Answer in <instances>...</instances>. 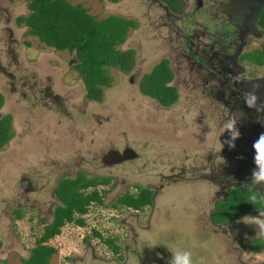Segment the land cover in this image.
Returning a JSON list of instances; mask_svg holds the SVG:
<instances>
[{"label":"rangeland","instance_id":"obj_1","mask_svg":"<svg viewBox=\"0 0 264 264\" xmlns=\"http://www.w3.org/2000/svg\"><path fill=\"white\" fill-rule=\"evenodd\" d=\"M71 1L97 18L118 15L137 20L138 26L119 46L135 50V63L128 73L110 68L111 86L103 87L101 101L90 100L73 69L74 54L46 46L24 23L16 22L18 16L29 13L25 0H0V92L4 96L0 117L12 116L15 136L0 148V264H21L43 232V222L28 219L27 209L15 218V208L26 204L19 178H30L38 188L46 189L41 195L29 194L28 203L41 199L43 203H38L47 211L51 176L62 166L87 164L109 143L116 148L128 144L139 157L112 168L111 174L118 179L107 203L133 182L156 186L161 182L159 173L182 176L176 182L162 181L164 188L154 198L152 210L146 206L136 214L127 208L94 207L81 216L84 226L66 223L48 241L57 249L51 264H158L160 248L171 256L167 247L190 251L193 264H200L201 259L204 264H229V257L240 256L241 247H248V239L254 240L256 234L254 226L237 221L259 213L223 222L232 209L219 200L224 199L227 187L251 182L255 167L252 144L264 133V123L255 118L254 125H244L240 114L233 113L241 137L230 148L226 143L229 134L223 133L222 126L233 115L222 98L201 84L192 85L194 77L179 56L171 55L170 62L179 92L174 104L161 108L139 91L141 75L171 54L166 39L169 32L160 27L151 0ZM262 43L264 35L251 39L243 52L260 48ZM241 64L249 77L264 74V63L242 60ZM57 118L60 122L56 123ZM88 119H100L101 124L90 130ZM66 123L73 128L72 135H64ZM68 143L74 144L67 153ZM151 211L152 219L146 221ZM129 212L136 215L129 217ZM105 239L113 240L116 252ZM150 243L156 246L150 247ZM246 251L242 256L245 264H264V248L258 254Z\"/></svg>","mask_w":264,"mask_h":264},{"label":"flooded vegetation","instance_id":"obj_2","mask_svg":"<svg viewBox=\"0 0 264 264\" xmlns=\"http://www.w3.org/2000/svg\"><path fill=\"white\" fill-rule=\"evenodd\" d=\"M178 1L180 2V5L173 8L164 0H151L153 4L152 6L155 7V10H158L160 27H165L169 32V36H166V39L167 42H170L169 48L171 54L170 56H167L166 59L163 58L159 60V62L167 60L173 74L167 85L174 87L179 97V92L174 82V70L170 65L172 59L171 55L179 56L181 57V62H184L188 66L189 72L194 77L192 85L196 87L201 84L203 89L205 88L210 93L216 94L222 98L223 103L228 107L230 116H236L237 114L233 113H239V120L244 125H247L248 123L254 125L255 122L253 120L255 118L264 120V74L261 76L249 77L246 75V69L241 64L242 60H248L244 58V55L254 50L252 49L248 52H243L251 39L253 40L254 38L264 35V32L258 24L259 13L261 8L264 7V0ZM199 15L200 19H197ZM165 20L168 21L166 22ZM173 40H175L177 46L173 45ZM147 73L142 74L140 81L138 82L140 92H142V77ZM196 76H200V79L197 80ZM130 81H132V77ZM249 91H255L258 97L257 105L260 110L250 109L245 105L243 94ZM142 94L145 95L143 92ZM54 98H56V96H54ZM155 101H157L158 106L161 108L172 105L164 106L161 105L158 100L155 99ZM82 120L86 121L87 119ZM55 122H60V120L57 118V121ZM77 122H79V120ZM87 122L88 125H91L90 130L95 129V125L101 124L100 119L97 121H91L88 119ZM66 124V130L63 132L64 135H72L73 128L69 129V124ZM105 136L109 137V135ZM14 137L15 136H13L12 139ZM252 137L255 136L253 135ZM68 144L69 146L66 150L67 153L73 149L72 146L74 143ZM98 152H95L91 157L88 156L90 159L87 164H78L77 162L71 165L70 168L62 166L54 176H51V180L53 179V186L50 188V192L47 193L50 197V206L47 208V211H44L42 205L38 203L39 201L43 203L41 199L38 200L35 198L33 199L35 203L31 202L30 205L28 203L29 194L38 192L37 194L41 195L46 189L42 186L38 188L37 183L32 182L30 178L20 177L19 184L23 189V193L26 194V204L24 207L19 204L17 208H15V218L19 219L20 216L18 217V213L20 212L21 215V211L27 209L30 211L28 219L43 222V231L44 227L54 220L55 210L59 206L63 207L65 205L59 195L62 192V189L67 187L65 185L69 184V181L74 180L75 183L71 185L76 189L78 194H82L83 197H88L89 195L96 193L101 198V201L91 199L86 205L87 211L82 214L76 211L75 217L89 214L94 207H106L115 211L127 208L131 211H135L137 214L140 210L146 208V206L150 207L151 210L153 209L155 205L154 198L158 196L159 192L164 188L162 181L165 180L168 183L176 182L178 181V177L182 176L174 173L168 175L159 173L161 182L156 186L151 183L144 185L141 182H133L129 188H126L127 190L120 191L118 196L111 200V202L107 203V200L105 201V199L109 193H112V188L117 185L116 181L118 179L111 174L112 168L137 159L139 154L128 144H123L120 148H116L110 143L101 149L100 153ZM83 160L85 159L81 157V162ZM100 170H108L109 172L103 174ZM51 174H53L52 170ZM62 184L64 185L62 186ZM228 188L230 187H227V189ZM145 191L151 192L152 202L141 208L136 209L119 201L125 195L136 198L139 194ZM42 199L44 198L42 197ZM44 201V203L48 204V199H44ZM33 213L36 214L35 218ZM136 214L129 212L128 215L129 217H132ZM151 214L152 211L147 216L146 221L152 219ZM101 215H104V213ZM111 216H116V214L111 213ZM238 218L239 217L234 218L231 221ZM122 219L127 218L124 217ZM169 257L170 254L168 251L164 248H160L158 264H166Z\"/></svg>","mask_w":264,"mask_h":264},{"label":"trees","instance_id":"obj_3","mask_svg":"<svg viewBox=\"0 0 264 264\" xmlns=\"http://www.w3.org/2000/svg\"><path fill=\"white\" fill-rule=\"evenodd\" d=\"M25 1L29 13L18 16L16 22L24 23L28 27L29 33L36 36L46 46L74 54L76 62L73 64V69L83 81L88 99L102 100L103 87H110L112 84V78L108 73L110 68H116L122 73L132 70L135 63V50L133 48L121 50L119 46L125 42L129 31L138 26L137 20L118 15L97 18L89 13L85 6L73 3L71 0ZM107 1L117 3L120 0ZM164 1L173 8L180 5L178 0ZM258 24L264 32V7L260 10ZM244 58L256 65H262L264 63V43L260 48L246 53ZM172 75L168 61H160L151 72L142 77L141 91L158 100L161 105L169 106L175 103L178 93L174 87L167 85ZM3 103L4 96L0 92V108ZM13 136L12 116L9 114L1 116L0 148L6 145ZM74 183L75 180L69 181V184L65 185L68 188L62 189L59 195L65 205L59 206L55 210L54 220L44 227L43 232L36 238L35 246L31 248L29 255L26 258H21V264H51V259L57 249L48 241L59 235L61 227L66 223L73 222L76 225L84 226L85 220L82 217H75V212L85 213L86 205L91 199L101 201L100 196L96 193L88 197L78 194L71 185ZM253 186L239 185L225 191L224 199L219 201L225 202L232 210L229 209L230 211L225 215L226 219L222 220L223 222L247 213H259L256 206L245 199L249 195V187L253 188ZM119 201L137 209L151 204L152 194L145 191L136 198L125 195ZM94 233L100 235L97 231ZM105 240L116 252L117 247L113 240ZM263 248L264 239H256L250 244L253 253H259Z\"/></svg>","mask_w":264,"mask_h":264},{"label":"clouds","instance_id":"obj_4","mask_svg":"<svg viewBox=\"0 0 264 264\" xmlns=\"http://www.w3.org/2000/svg\"><path fill=\"white\" fill-rule=\"evenodd\" d=\"M257 95L255 91L245 92L243 94V100L245 105L250 109H259L257 105ZM258 122L264 123V120H259ZM239 120L235 115L230 117L223 123V133L227 132L229 134V139L226 143L230 148H235V141L241 137V132L237 127ZM252 148L254 149L253 161L255 167L252 169L250 181L251 183H245L244 185H254L255 189L249 187V195L245 198L248 202L256 206L259 215L251 216L247 215L237 223H244L246 225L254 226L256 230L255 239H264V192L259 189H264V133H261L259 137L253 142ZM258 186V187H257ZM150 247H155V244H149ZM171 253L166 264H193L192 253L190 251L181 250L179 248L167 247ZM200 264H204L203 259H201Z\"/></svg>","mask_w":264,"mask_h":264},{"label":"crops","instance_id":"obj_5","mask_svg":"<svg viewBox=\"0 0 264 264\" xmlns=\"http://www.w3.org/2000/svg\"><path fill=\"white\" fill-rule=\"evenodd\" d=\"M240 240V239H239ZM254 240H256V239H254ZM254 240H252V241H250V239H248V247H249V249H248V247H241V249H240V247H239V249L240 250H242L241 252V255L240 256H237V258L236 257H234L233 259H231V257H229V264H232V263H234V264H245L244 263V261H243V255L244 254H246V253H248V251H246V250H250V253L252 252L251 251V249H250V244H251V242H253ZM253 253V252H252ZM258 254V253H257Z\"/></svg>","mask_w":264,"mask_h":264}]
</instances>
